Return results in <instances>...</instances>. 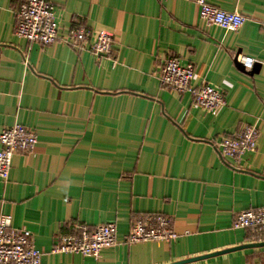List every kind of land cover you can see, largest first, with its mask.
I'll list each match as a JSON object with an SVG mask.
<instances>
[{
	"label": "crops",
	"instance_id": "1",
	"mask_svg": "<svg viewBox=\"0 0 264 264\" xmlns=\"http://www.w3.org/2000/svg\"><path fill=\"white\" fill-rule=\"evenodd\" d=\"M23 1L0 0V133L18 124L37 143L0 180V214L30 231L41 264H171L264 242V231L232 228L238 213L264 208V0H207L245 17L236 32L205 26L193 0H49L60 36L107 31L112 58L17 37ZM171 57L193 65V87L223 94L215 115L160 84ZM246 126L258 130L256 148L238 163L221 157L220 140ZM151 214L168 217L177 238L124 244ZM107 223L117 244L97 259L51 253L76 227ZM186 264H264V247Z\"/></svg>",
	"mask_w": 264,
	"mask_h": 264
},
{
	"label": "built area",
	"instance_id": "2",
	"mask_svg": "<svg viewBox=\"0 0 264 264\" xmlns=\"http://www.w3.org/2000/svg\"><path fill=\"white\" fill-rule=\"evenodd\" d=\"M198 9V19L207 27H219L227 31H238L245 22L239 13L226 12L210 5L207 0H193ZM15 35L30 43L44 46L63 42L75 48L90 46L97 57L112 58L113 36L104 30H88L85 27L69 28L65 36L58 34L55 6L49 0H24L14 12ZM243 64L250 70L253 59L244 57ZM194 67L171 57L160 69L161 85L177 94H190L194 103L209 114L215 115L224 105L223 94L204 84L193 87ZM258 130L246 126L233 137H223L216 145L221 157L235 163L247 152L256 148ZM37 143L35 133L18 124L3 129L0 133V180L7 182L12 159L18 152L27 153ZM233 229H252L259 236L264 231V208L247 209L238 213ZM116 225L107 223L93 229L78 226L70 235L60 236L51 249L52 254L72 253L97 259L104 249L113 247L116 241ZM177 238L168 217L151 214L138 217L130 226L124 244L149 242H171ZM42 254L33 245L32 234L25 228H14L12 218L0 214V264H41Z\"/></svg>",
	"mask_w": 264,
	"mask_h": 264
},
{
	"label": "water",
	"instance_id": "3",
	"mask_svg": "<svg viewBox=\"0 0 264 264\" xmlns=\"http://www.w3.org/2000/svg\"><path fill=\"white\" fill-rule=\"evenodd\" d=\"M236 65L238 66V68L241 71H244L245 70L244 64L241 61L237 63V57H236ZM256 67L257 66L254 64L253 65V69L251 70L250 73L254 72L256 70ZM259 247H264V242L247 244V245H241V246L234 247V248H231V249H226V250L219 251V252H216V253H212V254H208V255H203V256L195 257V258H191V259H186V260L179 261V262H175V263H171V264H186V263H191V262H196V261H200V260L212 258V257L219 256V255H223V254H228V253L235 252V251H239V250H243V249L259 248Z\"/></svg>",
	"mask_w": 264,
	"mask_h": 264
}]
</instances>
